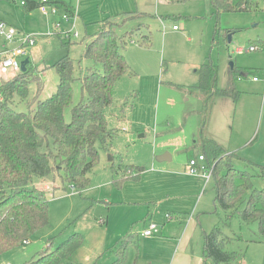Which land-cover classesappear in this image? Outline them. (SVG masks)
<instances>
[{
  "label": "rangeland",
  "instance_id": "rangeland-1",
  "mask_svg": "<svg viewBox=\"0 0 264 264\" xmlns=\"http://www.w3.org/2000/svg\"><path fill=\"white\" fill-rule=\"evenodd\" d=\"M238 1L228 0L233 5ZM20 2L0 0V20L37 39L24 56L35 80L28 85L27 99L16 98L13 106L18 111H26L56 90L55 63L65 56L73 65L71 104L79 103L86 97L80 78L95 64L83 57L85 44L102 26L121 23L125 13L147 11L151 16L128 14L125 19L136 18L115 27L121 34L146 22L149 41L144 42L139 35L132 41L126 37L122 49L130 69L113 84L112 103L104 109L108 127L115 129L109 147L112 153L100 150L98 162L87 173L88 185L75 192L69 185L64 189L61 170L44 180L35 178L34 185L46 191L49 224L27 242L0 254V264H27L48 243L54 248L74 232L83 235V243L61 264H113L111 248L125 235H131L137 246L128 249L120 264H154L158 257L164 262L172 246L164 244L170 242L169 237L159 233L145 238L139 234L145 218L151 217L159 229L166 223L167 213L175 217L182 214L186 221L191 218L189 230L175 235L184 251L202 256V231L219 225L229 240L225 249L243 253L240 263L228 264H264V235L258 223L242 221L239 213L228 219L220 207H214L212 175L205 182L200 173L185 171L188 160L201 152L196 110L202 107L201 99L185 93V89L192 82L198 83L201 64L210 62L216 66L217 86L226 87L233 78L238 95L235 101L216 98L208 132L236 150V157L226 160L231 167L240 168L245 177H251L255 188L264 191V179L255 172L264 166V47L259 42L264 38L263 0H258L257 7L252 1L249 10L216 13L209 8L204 12L205 0H47L42 4L47 15L41 6L25 12ZM65 5L74 13L68 19L63 17L68 13ZM51 7L56 8L55 13ZM173 24L180 27L177 32L172 30ZM48 31L51 35L42 36ZM4 43L0 35V50ZM251 44L256 45L255 51L233 52L237 45ZM9 72L0 68V80L15 77ZM253 77L259 80L253 81ZM65 116L70 118L69 107ZM50 148L53 150L52 145ZM166 152L169 161L157 159ZM244 160L256 165L255 171ZM137 166L142 170L138 172ZM120 167H130L132 173H125L118 182ZM195 178L202 181L200 194L187 189L191 184L182 188L175 184ZM100 218L107 223H99ZM157 237L163 242L158 239L156 243ZM206 264L213 263L207 260Z\"/></svg>",
  "mask_w": 264,
  "mask_h": 264
},
{
  "label": "trees",
  "instance_id": "trees-1",
  "mask_svg": "<svg viewBox=\"0 0 264 264\" xmlns=\"http://www.w3.org/2000/svg\"><path fill=\"white\" fill-rule=\"evenodd\" d=\"M211 1V13L245 11L252 4L250 0H239L234 5L228 0ZM23 2L25 12L44 4L38 0ZM65 9L72 12L67 5ZM135 13L142 18L151 16L133 11L125 13L123 21L135 19L136 16L124 18ZM122 22L102 26L85 44L83 57L92 59L95 64L80 78L81 90L86 97L77 104H71L74 76L72 62L67 56L55 63L59 77L56 90L44 100H36L26 111H18L13 105L16 98L27 99L28 85L35 80L30 75L29 62L26 70H20L14 78L0 80V254L28 240L49 224L46 191L34 185L35 178L44 179L61 170L65 177L64 189L73 185L78 191L88 185L87 173L98 162L100 150L110 149L115 130L108 127L104 109L112 103L113 84L130 69L122 51L126 37L132 41L134 35H139L144 42L149 41L146 22L120 34L115 27L123 25ZM216 77L214 64L207 62L200 66L196 87L204 102L200 131L216 97L236 99L238 95L233 78L225 89H220ZM67 107L70 108L69 119L65 116ZM200 144L206 166H212L215 207H220L228 219L233 213H239L242 221L258 223L259 231L264 235V191L255 188L251 177H245L240 168L231 167L226 158L231 160L234 155L222 156L225 151L216 141L201 136ZM247 164L254 170L253 163ZM260 167L259 172L254 171L258 173L257 177L264 179V166ZM127 169L131 168L125 171ZM141 170L137 167L138 172ZM203 235V254L207 260L213 264L240 263L243 253L225 249L229 240L219 225ZM122 238L119 245L111 248L113 264L123 263L128 249L137 246L131 235ZM50 243L27 264H61L82 245L83 235L79 232L69 234L54 248Z\"/></svg>",
  "mask_w": 264,
  "mask_h": 264
},
{
  "label": "crops",
  "instance_id": "crops-1",
  "mask_svg": "<svg viewBox=\"0 0 264 264\" xmlns=\"http://www.w3.org/2000/svg\"><path fill=\"white\" fill-rule=\"evenodd\" d=\"M251 2L252 1H255L254 3V7H257L258 6V0H250ZM210 2H212L211 0H205V10H204V12L205 11H208V8H209V11L211 12V6H210ZM263 2H264V0H263ZM21 3V2H20ZM253 6V3L251 4V7ZM135 12V11H134ZM136 12H141V13H146V14H151L150 12H147V11H138V10H136ZM203 12V13H204ZM202 13V14H203ZM202 14L201 15H194V16H196V17H200V16H202ZM173 15V14H172ZM192 15V14H191ZM173 16H175V15H173ZM0 21H2V20H0ZM10 25V24H9ZM173 25H175V24H173ZM173 25H172V30L173 31H178L179 29H180V27H178V29H173ZM12 26V25H11ZM14 27V26H13ZM47 33V32H46ZM44 34V35H42V36H45V37H48L49 35H47V34ZM51 35V34H50ZM36 41H37V39H36ZM36 41H35V43H36ZM259 42L261 43V46L262 47H264V38H259ZM34 43V44H35ZM17 44V43H16ZM251 45H255V44H251ZM33 46V45H32ZM237 46H240V45H237ZM236 46V47H237ZM249 46V45H248ZM256 46V45H255ZM236 47H234V50H233V52L234 53H237L236 51H235V48ZM243 47H247V46H243ZM257 49V47L255 48V50ZM255 50H253V51H255ZM29 52H31V51H28V53ZM246 52H252V51H246ZM27 53V54H28ZM244 53V52H243ZM202 65V64H201ZM230 65L232 66L233 65V63L232 62H230ZM200 69V68H199ZM10 72L11 73H14V74H16L14 71H12V70H10ZM9 72V73H10ZM263 79H264V77H263ZM253 80V79H252ZM257 80H259V78L257 79ZM257 80H253V81H257ZM58 81H59V77H58ZM194 83H196V82H192L190 85H189V87L188 88H186L185 89V93H190V94H192V95H196V96H198L200 99H201V101H202V107L201 108H199V109H197L196 110V112L198 113V116H199V120H198V124H197V127H198V129H199V127H200V123H201V120H202V117H203V115H202V111H203V109H204V102H203V99L198 95V90H197V86H198V84H199V80H198V83L197 84H194ZM218 87V86H217ZM227 87V86H226ZM226 87H218V88H220V89H225ZM236 89V88H235ZM52 94V93H51ZM221 97H231V96H219V97H216V98H221ZM231 98H233V97H231ZM236 98H237V96H236ZM233 100L235 101L236 99H234L233 98ZM215 101H216V99L214 100V102L212 103V105H211V107L209 108V110H208V113H207V117H206V121H205V123H204V126H203V129L200 131L199 130V133L201 134V136L202 137H204V138H206V139H211V140H214V141H216L223 149H224V151H225V153L226 154H233L234 156H233V158L234 157H236V150L235 149H230L231 147H229V145L227 144V147L223 144V142L221 141V140H217V138H215L214 136H211L210 134H209V132H208V130H209V122H210V120H209V118H210V114H211V111H212V108H214V106H215ZM110 128V127H109ZM110 129H112V128H110ZM125 128H122V130H124ZM115 130V129H114ZM207 132V133H206ZM206 133V134H205ZM115 134V133H114ZM208 137H207V136ZM227 141V140H226ZM200 147H201V144H200ZM108 153L110 152V149H109V151H107ZM110 153H112V152H110ZM203 152H202V148H201V152L199 153V154H202ZM113 155V154H112ZM113 157V156H112ZM112 157H111V159H112ZM195 158V157H194ZM239 158V157H238ZM157 159L158 160H160V161H169L170 160V156L168 155V153L166 152V153H163V154H161V155H157ZM240 159V158H239ZM241 160V159H240ZM250 162V161H247V160H244V162ZM204 163L206 164V161H204ZM252 163V162H251ZM187 165V164H186ZM186 165H185V168H186ZM138 167V166H137ZM138 168H141V167H138ZM119 170H120V172L119 173H121V176H120V179L118 180V182L119 181H121L123 178H125V173H126V171L122 168V167H120V168H118ZM111 170L112 171H116V170H113L112 168H111ZM199 178V177H198ZM198 178H195V179H191V181H187V182H185V181H183V182H185V183H179V182H175V184L176 185H178L179 186V188H182V186H184V185H192L191 187H188L187 189H190V188H192L194 191H195V193H197V194H200V190H201V187H202V181L200 180V179H198ZM45 179V178H44ZM43 179V180H44ZM205 179V178H204ZM205 182H206V180H205ZM44 186H46V184H44ZM56 187H57V185H56ZM213 187V186H212ZM71 189V188H70ZM204 190V189H203ZM212 190H213V188H212ZM72 191V190H71ZM76 191V190H75ZM75 191H72V192H75ZM213 192H214V190H213ZM213 204H214V207H215V203H214V194H213ZM216 208V207H215ZM175 216H172L171 214H169V213H167V215H166V223H163L161 226H162V228L161 227H159V230H158V232L155 234V235H153V236H156L157 234H159V233H161L162 235H164L165 237H169V239H170V242H168V243H165L164 242V244H171L172 246H171V250H170V253H169V255H168V257H167V259L163 262L162 261V258L161 257H158V258H156V260H155V263L154 264H206V261H207V259H206V257L204 256V254H203V243H204V232H209L210 230H203L202 231V256H199V255H197L194 251H184L183 249H182V246H181V242H177L176 241V234L178 233V232H184V231H186V230H189L188 228H189V226H190V220H191V218L190 217H188L187 218V221H186V217H184L182 214H180V215H178V216H176L175 218H174ZM171 218V219H170ZM184 219H185V221H184ZM148 221H153L152 220V218L151 217H149V218H145L144 220H143V222H142V224H143V228L147 225V223H148ZM99 223H101V224H106L107 223V219H103V218H100L99 219ZM183 223H185V225H183ZM159 226V225H158ZM212 229V228H211ZM139 234V233H138ZM140 235V234H139ZM141 236V235H140ZM153 236H151V237H153ZM132 237V236H131ZM151 237H147V238H151ZM133 238V237H132ZM158 239H160L161 240V242H163V240H162V238L161 237H157L156 238V243H157V241H158ZM164 240H165V238H164ZM113 258H114V256H113ZM152 262V261H151ZM241 262V261H240ZM152 264H153V262H152Z\"/></svg>",
  "mask_w": 264,
  "mask_h": 264
},
{
  "label": "built area",
  "instance_id": "built-area-1",
  "mask_svg": "<svg viewBox=\"0 0 264 264\" xmlns=\"http://www.w3.org/2000/svg\"><path fill=\"white\" fill-rule=\"evenodd\" d=\"M41 2L46 3L47 0H41ZM23 0L21 4H23ZM43 12L47 15L48 12L45 10L44 6H42ZM51 12L55 13L56 8L51 7ZM70 16H74L73 12H65L63 17L68 19ZM173 29H178L177 25H173ZM50 35L51 32L48 31L46 33ZM0 35L4 37L5 43L0 50V68L10 69L15 73L20 71V63L25 55L28 53V49L30 46L34 45L36 41V36L34 34H28L24 32L18 31L15 27L7 24L4 21H0ZM11 43H17L14 46H11ZM255 45H249L247 47L237 46L235 51L237 53H243L246 51L255 50ZM253 80H257V77H253ZM205 158L203 154H199L195 158H191L188 160L185 171L188 173H200L205 180L209 179L212 171V166H206L204 163ZM200 162L204 163V165H200ZM126 173H132L131 169H127ZM71 190L75 191L73 185H71ZM158 225L154 221H148L147 225L142 229L140 235L147 238L155 235L158 232ZM28 240H25L27 242Z\"/></svg>",
  "mask_w": 264,
  "mask_h": 264
},
{
  "label": "water",
  "instance_id": "water-1",
  "mask_svg": "<svg viewBox=\"0 0 264 264\" xmlns=\"http://www.w3.org/2000/svg\"><path fill=\"white\" fill-rule=\"evenodd\" d=\"M29 62V59L28 57L24 58L21 60V63H20V70L23 72L26 70V65L27 63Z\"/></svg>",
  "mask_w": 264,
  "mask_h": 264
}]
</instances>
